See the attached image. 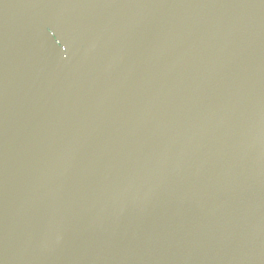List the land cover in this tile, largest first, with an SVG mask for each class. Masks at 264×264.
<instances>
[{
    "label": "water",
    "instance_id": "obj_1",
    "mask_svg": "<svg viewBox=\"0 0 264 264\" xmlns=\"http://www.w3.org/2000/svg\"><path fill=\"white\" fill-rule=\"evenodd\" d=\"M0 264H264V0H0Z\"/></svg>",
    "mask_w": 264,
    "mask_h": 264
}]
</instances>
